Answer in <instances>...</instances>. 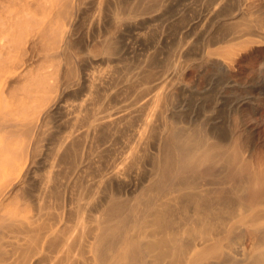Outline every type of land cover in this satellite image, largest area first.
I'll return each instance as SVG.
<instances>
[{
	"label": "bare ground",
	"instance_id": "bare-ground-1",
	"mask_svg": "<svg viewBox=\"0 0 264 264\" xmlns=\"http://www.w3.org/2000/svg\"><path fill=\"white\" fill-rule=\"evenodd\" d=\"M186 1L0 0V264H264V0Z\"/></svg>",
	"mask_w": 264,
	"mask_h": 264
},
{
	"label": "rangeland",
	"instance_id": "rangeland-1",
	"mask_svg": "<svg viewBox=\"0 0 264 264\" xmlns=\"http://www.w3.org/2000/svg\"><path fill=\"white\" fill-rule=\"evenodd\" d=\"M190 1H192V0H187L185 2L186 4L184 3L185 5H180V4L178 5V15H177L178 17H180V14L186 12L187 6L189 5ZM260 133H261V136H262V138L264 140V130L260 129Z\"/></svg>",
	"mask_w": 264,
	"mask_h": 264
}]
</instances>
